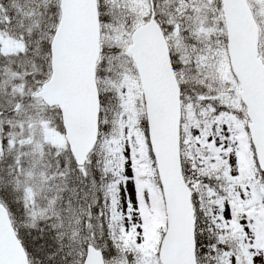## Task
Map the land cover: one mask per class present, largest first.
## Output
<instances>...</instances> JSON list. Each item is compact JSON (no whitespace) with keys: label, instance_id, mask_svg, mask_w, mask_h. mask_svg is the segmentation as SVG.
Instances as JSON below:
<instances>
[{"label":"snow or ice","instance_id":"1","mask_svg":"<svg viewBox=\"0 0 264 264\" xmlns=\"http://www.w3.org/2000/svg\"><path fill=\"white\" fill-rule=\"evenodd\" d=\"M0 264H264V0H0Z\"/></svg>","mask_w":264,"mask_h":264}]
</instances>
